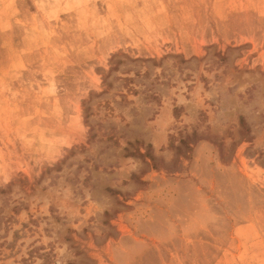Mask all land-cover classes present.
<instances>
[{
  "label": "rangeland",
  "instance_id": "obj_1",
  "mask_svg": "<svg viewBox=\"0 0 264 264\" xmlns=\"http://www.w3.org/2000/svg\"><path fill=\"white\" fill-rule=\"evenodd\" d=\"M0 264H264V0H0Z\"/></svg>",
  "mask_w": 264,
  "mask_h": 264
}]
</instances>
